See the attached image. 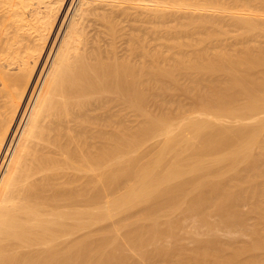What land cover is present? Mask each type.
<instances>
[{"label": "bare ground", "instance_id": "6f19581e", "mask_svg": "<svg viewBox=\"0 0 264 264\" xmlns=\"http://www.w3.org/2000/svg\"><path fill=\"white\" fill-rule=\"evenodd\" d=\"M250 31L264 0H0V264H264V37ZM181 84L195 104L164 99ZM148 100L189 118L142 126ZM141 138L164 147L137 168ZM164 203L192 220L191 243ZM164 225L170 248L146 254ZM217 231L235 238L202 237Z\"/></svg>", "mask_w": 264, "mask_h": 264}, {"label": "rangeland", "instance_id": "374dc122", "mask_svg": "<svg viewBox=\"0 0 264 264\" xmlns=\"http://www.w3.org/2000/svg\"><path fill=\"white\" fill-rule=\"evenodd\" d=\"M213 6H216V5H213ZM249 10H253L252 8L251 9H249ZM257 11H260V10H257ZM254 31H252V33H251V31L250 32H247L246 33V35H249L250 33V37H264V36H262V35H264L263 34V32H258V31H255V33H253ZM256 32H258L257 34H256ZM242 33V32H241ZM243 35H245V32H243L242 33ZM242 34H240V35H242ZM256 34V35H255ZM258 34H261L260 36L258 35ZM231 35V36H230ZM237 35V34H236ZM235 35V36H236ZM245 35V36H246ZM228 36L229 37H233L234 36V33H229L228 34ZM182 75V74H181ZM179 77H181L180 75H179ZM181 83L183 82V81H180ZM183 85L181 84V85H179V87H174V89L169 93V94H164V95H162L163 97H164V99L165 100H173V99H179V101H181V102H183L184 104H187L188 106H190L189 104H195V102H194V100H193V97H191V96H189L188 94L186 95V93L183 91V88H181ZM191 98V99H190ZM183 99V100H182ZM190 101V102H189ZM192 102V103H191ZM186 105V106H187ZM171 108V109H170ZM187 108H189V107H187ZM144 109H147V110H142V116H141V119H142V126H145L146 124L145 123H147V120H146V118H164L165 116L166 117H169V115H171V117H173V118H182V117H185V118H189L188 116V114H187V116H186V114H183L182 115V113L180 112L181 110H175V107H174V105H171L170 107H169V109L170 110H166V109H164L163 107H160V106H158L157 104H155V103H152L151 102V100H148L147 101V103L146 104H144ZM173 114V115H172ZM158 115V116H157ZM155 116V117H154ZM160 116H162V117H160ZM149 118V119H150ZM148 119V120H149ZM144 120V121H143ZM141 140L143 141H146V142H144V145H143V143H141ZM152 140V139H151ZM151 140H149V139H147V140H145V139H140L139 140V142L141 143L140 145H143V146H141L140 147V145H138L136 148H133L132 150H136L137 148V154L139 155L138 157H141L140 158V162H139V164H137V166H135V167H139V165H145L146 164V162H147V164H148V162L149 163H151L152 162V159L154 158V156H155V154H156V152L158 151H160L161 150V148L162 147H164L163 146V139H160L161 141H162V143H161V141L159 142L158 140H155L157 143H155V141H151ZM138 142V143H139ZM154 142V143H153ZM180 147V146H179ZM155 148V149H154ZM185 148V146H181L180 148H178V150H177V148H175L174 149V152H175V150H177L176 151V154L178 153V154H180V155H182V152L185 150L184 149ZM153 150H154V152H153ZM157 150V151H156ZM154 153H152V152ZM151 152V153H150ZM157 152V153H158ZM130 153H131V151H130ZM129 153V154H130ZM132 154V153H131ZM147 154V155H146ZM177 154V155H178ZM144 155V156H143ZM150 155V156H149ZM190 154H188L185 158H181V163H182V165H187L188 164V162L189 161H191V160H189L188 158H190L191 159V155L189 156ZM148 156V157H147ZM168 156V155H167ZM179 156V155H178ZM147 158H149L148 160H147ZM151 158V159H150ZM168 158V160L170 159L171 160V155L170 156H168L167 157ZM145 159V160H144ZM188 161H187V160ZM151 161V162H150ZM187 161V162H186ZM142 162V163H141ZM138 163V162H137ZM188 166V165H187ZM140 168H141V166H140ZM215 168V167H214ZM218 168V167H217ZM216 168V170H214V171H216V174H217V172H218V169ZM135 170H136V168H134ZM159 171V174H162V169H159L158 170ZM213 171V170H212ZM137 172V173H136ZM139 172H141L140 170H139ZM205 173H206V171H204ZM158 173V172H157ZM137 174V176H134L133 177V179L131 180L132 182L129 184L128 183V185L127 186H129V187H127V186H124L126 189H124V191L125 190H127V192L129 191L130 192V190H128V188L130 189L132 186H135V185H137L138 184V180L140 179V173L138 174V171H135V175ZM213 174V173H212ZM140 175V176H139ZM139 176V177H138ZM137 179V180H136ZM165 185H167L168 187H169V185H171V183L170 184H165ZM165 185H162V189H167L166 187H165ZM131 186V187H130ZM172 186V185H171ZM170 186V187H171ZM123 187V188H124ZM169 187V188H170ZM123 190V189H122ZM119 191L116 195L118 196H121V195H124V191ZM121 192V193H120ZM128 192V193H129ZM123 193V194H122ZM125 193H126V191H125ZM127 193V194H128ZM121 194V195H120ZM116 195H114V196H116ZM112 197V198H115V197ZM111 198V199H112ZM168 206V207H167ZM170 207V204L169 203H167V204H163V210H164V212L162 213H159L160 215H162V216H164L165 215V217H166V215L167 216H170L171 214V216L172 217H170V218H168L167 217V219L168 220H170V221H174V222H179L178 224V226L179 227H177L178 229H177V231H176V233H175V241H176V243L178 242V244H181L182 243V245L183 244H188V243H191L190 241L193 239L192 238V235H190L189 236V231L187 232L186 230H188V229H190V225L191 226H193V224H191V219H189V224L187 223V220H188V218H185V216L184 215H181L182 213H184V212H182L181 213V211L178 209V211L176 210V212L174 213V211L175 210H173V209H171V207ZM132 210H135V208L134 209H132ZM132 210H130L132 213H135L136 212V210H135V212H133ZM162 210V211H163ZM129 211V212H130ZM128 212V211H127ZM126 212V213H127ZM168 212V213H167ZM169 212H171V214L169 213ZM180 212V213H179ZM123 214V215H128V214ZM131 213V214H132ZM170 214V215H169ZM173 214H175V215H173ZM123 215H122V217H123ZM119 217H120V215H119ZM118 217V218H119ZM164 217H161V222H163V220L165 221V219H163ZM172 219V220H171ZM185 219H186V221H185ZM215 219V220H214ZM114 220H117V218H116V216H115V218H114ZM181 220H183V221H181ZM209 220V219H208ZM216 220H217V218H210V220H209V223L211 222V225L213 224L214 225V228H216L215 227V224H217L216 223ZM102 221H103V219H102ZM101 220L99 221V222H97L98 224V227H96L97 229H96V232H95V235H96V237L95 238H98V237H100V235H101V232L102 233H106L108 230H111V226H112V220L110 221L109 220V223H108V219H107V223H106V220H104L103 222H102ZM169 221V222H170ZM184 223V224H183ZM101 225V226H100ZM210 224L208 225V226H210V227H213V225L211 226ZM141 226H142V229L143 230H148L147 229V226H150V225H148V220L146 221H142L141 222ZM208 226H206L207 227V229H208ZM181 227H183V228H181ZM185 227H187V229L185 228ZM185 228V229H184ZM166 229V226L164 225V227H162V235H161V237H162V239H159L158 240V248H157V250H152V249H150V250H148L147 252H146V254H148V255H150V253H153L154 251L155 252H157L158 254H160V253H162L163 251H167L169 248H170V246H171V238H170V234H169V230H168V228L166 229V231L168 232H163L164 230ZM127 230V229H126ZM122 233H123V231L125 232V228H123L122 230ZM165 233V234H164ZM211 233V234H210ZM208 232L207 234L205 233V234H203V238H205V241H211V240H214V239H218L219 241H229V240H232L233 238H235V236H232V235H227V234H224V233H222L221 231H217L215 234L213 233V232ZM114 235V233H110V235ZM210 234V235H209ZM212 234H214V235H212ZM165 235V236H164ZM204 235H206V237H204ZM209 235V236H208ZM164 236V237H163ZM117 237H119V239L117 238ZM198 239H200L201 238V240H202V237H201V235H198ZM117 240H119L120 241V238H121V235H116V237H115ZM197 239V238H196ZM148 255H147V259H148ZM247 255H243L242 257H241V262L242 263H244L247 259ZM140 264H142V263H140Z\"/></svg>", "mask_w": 264, "mask_h": 264}]
</instances>
